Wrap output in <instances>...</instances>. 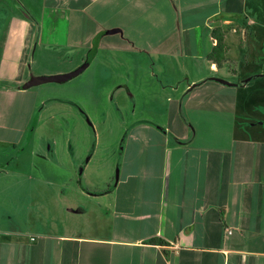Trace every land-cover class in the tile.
Returning a JSON list of instances; mask_svg holds the SVG:
<instances>
[{
  "label": "crops",
  "instance_id": "1",
  "mask_svg": "<svg viewBox=\"0 0 264 264\" xmlns=\"http://www.w3.org/2000/svg\"><path fill=\"white\" fill-rule=\"evenodd\" d=\"M44 1L43 20L29 24L28 41L24 38L25 52L20 62L16 60L19 65L15 63L18 69L9 67L5 80L1 70L7 65L0 61V82L13 83V86L0 87V131L11 126L13 108L18 97L24 94L23 85L29 81L26 69L32 62L34 44L38 49L54 46L58 50L74 48L78 52L81 48L76 49L71 43L86 44L87 52L79 60L83 63L89 59L88 54L95 48L91 45L97 38L102 41L109 36L148 59H176L182 55L202 64L204 70L188 75L186 96L197 90L221 92L226 85L221 82L225 79L220 73L222 68L208 60L216 45L213 31L221 28L225 32L228 64L233 61L229 58V33L240 36L242 55L247 46L244 47L245 39H249L245 29L248 24H241L236 17L246 13L250 1L261 2ZM73 27L81 32L73 36ZM111 46L112 43L104 49L97 47L100 51L95 52L92 62L98 58V52H106ZM45 55L41 53L40 59ZM61 73L65 72L47 74ZM175 134L179 138L185 136ZM5 137L0 135L1 158L8 154L6 145L11 141ZM130 138L133 145L136 140H143L135 134ZM235 142L238 145L235 152L171 145L164 149L161 168L155 159L160 155L153 151L149 157L147 150L140 149L138 144V149L130 151L122 170L124 178H119L114 187L92 188L95 195L89 198V208L74 200L72 204H64L56 212L57 229L53 231V222L46 227V216L24 212L25 208H33L35 202L16 211L14 201L20 199L6 196L14 191L16 194L20 183H10L8 188L1 180L2 174H8L10 169L16 171L13 174L16 176L30 169L25 177L29 183L37 182L32 174L33 158H29L30 164H19L23 158L21 153L10 162H3L0 166V264H264V143L248 139ZM48 152L54 157L55 150ZM44 181L42 184L48 187L59 185L57 180ZM70 191L75 193L73 189ZM84 216L86 219L81 225L77 218ZM26 218L32 223L31 220L25 223ZM153 239L163 244L150 243Z\"/></svg>",
  "mask_w": 264,
  "mask_h": 264
},
{
  "label": "rangeland",
  "instance_id": "2",
  "mask_svg": "<svg viewBox=\"0 0 264 264\" xmlns=\"http://www.w3.org/2000/svg\"><path fill=\"white\" fill-rule=\"evenodd\" d=\"M44 3L0 0V61L7 65L1 70L3 78L8 76L9 67L18 69L27 46L24 38H29L28 26L33 20H43ZM245 12L236 18L241 24H248L245 29L249 39L244 38V47L247 46L242 55L240 36L229 33V58L233 61L221 67L225 78L222 80L227 82L221 92L197 90L186 96L188 75L204 70L202 64L182 55L176 59H148L109 36L102 41L97 38L91 45L95 48L88 54L89 59L83 63L79 60L87 52L86 44L71 43L81 52L74 48L58 50L54 46L38 49L34 44L32 62L26 69L29 79L50 76L47 73L55 71L68 74L92 62L95 52L100 51L97 47L106 48L111 43L112 46L106 52H98V58L71 81L35 86L18 97L10 116L11 126L0 131L1 136L11 140L6 145L8 154L0 157V166L22 153L19 164H30L32 157V174L34 181H38L29 183L25 175L30 174V169L23 174L18 172L22 176L13 175L16 171L12 169L2 174L6 187L20 183L16 194L14 191L6 196L20 199L14 201L15 210L33 201V208H25L24 212L46 216V227L53 222L55 227L51 231L57 229L56 212L64 204L74 200L89 208V198L95 195L92 188L114 187L119 178H124L122 170L130 151L138 149V144L149 157L153 151L160 155L155 159L161 168L164 149L171 145L235 152L238 139L264 143V76H260L264 74V0L250 1ZM80 32L77 27L71 28L73 36ZM41 53L46 54L44 59H40ZM6 84L13 86L3 81L0 87ZM175 133L185 136L179 138ZM132 134L143 140H136L133 145ZM50 150H55L54 157L49 155ZM44 180H57L59 185L48 187L42 184ZM85 217L76 218L82 225ZM30 220L26 218L25 223Z\"/></svg>",
  "mask_w": 264,
  "mask_h": 264
},
{
  "label": "water",
  "instance_id": "3",
  "mask_svg": "<svg viewBox=\"0 0 264 264\" xmlns=\"http://www.w3.org/2000/svg\"><path fill=\"white\" fill-rule=\"evenodd\" d=\"M116 33L117 31H112ZM90 65V62H86L81 65L76 70L68 73V74H59V75H50V76H31L29 81L23 85L24 90H28L32 87L39 86L47 83H57L62 84L71 81L72 79L78 77L81 73H83ZM224 84H227L226 81H221Z\"/></svg>",
  "mask_w": 264,
  "mask_h": 264
},
{
  "label": "trees",
  "instance_id": "4",
  "mask_svg": "<svg viewBox=\"0 0 264 264\" xmlns=\"http://www.w3.org/2000/svg\"><path fill=\"white\" fill-rule=\"evenodd\" d=\"M213 38L216 40V45L211 54L208 55V60L215 63L218 67H223L227 62V44L225 42V32L221 29H214ZM152 244H163L159 239L150 241Z\"/></svg>",
  "mask_w": 264,
  "mask_h": 264
},
{
  "label": "built area",
  "instance_id": "5",
  "mask_svg": "<svg viewBox=\"0 0 264 264\" xmlns=\"http://www.w3.org/2000/svg\"><path fill=\"white\" fill-rule=\"evenodd\" d=\"M33 240V239H32Z\"/></svg>",
  "mask_w": 264,
  "mask_h": 264
}]
</instances>
